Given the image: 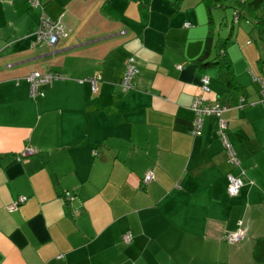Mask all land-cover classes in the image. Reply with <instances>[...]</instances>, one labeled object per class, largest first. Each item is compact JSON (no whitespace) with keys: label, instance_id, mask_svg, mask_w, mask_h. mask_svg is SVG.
Listing matches in <instances>:
<instances>
[{"label":"crops","instance_id":"0c3cea01","mask_svg":"<svg viewBox=\"0 0 264 264\" xmlns=\"http://www.w3.org/2000/svg\"><path fill=\"white\" fill-rule=\"evenodd\" d=\"M39 1L0 0V264H264L259 27L231 30L224 48L213 0ZM247 1L264 16V0ZM214 7L236 13L228 1ZM43 15H64L72 30L55 48L34 44ZM208 46L210 60H230L240 90L228 91L218 67L199 70ZM132 57L139 75L124 93ZM37 72L65 79L33 99L26 78ZM204 75V98L228 110L245 172L235 198L228 176L240 170L228 162L217 119L192 134ZM96 76L97 92L81 83ZM148 172L154 180L145 184ZM20 198L26 203L9 211ZM239 230L242 243L224 241Z\"/></svg>","mask_w":264,"mask_h":264},{"label":"built area","instance_id":"2783aa9c","mask_svg":"<svg viewBox=\"0 0 264 264\" xmlns=\"http://www.w3.org/2000/svg\"><path fill=\"white\" fill-rule=\"evenodd\" d=\"M32 8L39 7V0H28ZM64 15H61L57 19H51L47 15H43L39 24L32 34L35 38V46H39L42 44L49 45L55 48L61 40L67 39L70 36L72 30L63 22ZM234 22H239V16L235 13ZM186 27H190L189 24H186ZM139 75V68L137 61L134 57L130 58L126 63V68L124 72L123 81L121 84L122 91L124 93H128L134 90V81ZM65 78L58 73H33L26 78L27 83L30 86V95L31 98L36 99L38 97L44 96V91L47 88L53 86V84L57 81L64 80ZM102 81L101 76L92 77L81 81V83H90L92 86V90L97 92L98 85ZM201 94L196 96L193 100L191 110L195 115L194 120V128H193V136L197 137L201 135L204 121L206 118H216L218 121V131L217 135L219 137L220 142L223 145V148L227 154L228 162L233 169L240 170V174L238 176L230 174L228 176V194L231 198L238 197L241 189L244 187V182L242 180L245 177V172L241 169V162L236 156L235 150L229 140L228 136V122L224 119L225 113L228 111L221 105L213 106L208 101L205 100L204 95L209 94L210 90V79L207 76H202L201 78ZM262 95L264 99V84L262 83ZM245 100L241 101V104H244ZM33 150H27L23 155L25 157L33 154ZM154 180V175L151 172H148L145 176L144 183L149 184ZM250 185H254L253 182H249ZM64 200L66 203H70L74 200V196L67 192L64 194ZM27 201L26 198H20L19 202L11 206L9 211H16L20 205L25 204ZM245 240V232L239 230L235 233L227 234L224 238V241L229 245H239ZM124 241L126 243H130L132 241L131 235L124 236Z\"/></svg>","mask_w":264,"mask_h":264},{"label":"trees","instance_id":"16d2710c","mask_svg":"<svg viewBox=\"0 0 264 264\" xmlns=\"http://www.w3.org/2000/svg\"><path fill=\"white\" fill-rule=\"evenodd\" d=\"M225 1L231 2V7L234 8L237 15L239 16V22L243 20L249 25L255 24L257 27H259V36L260 39L264 42V18L258 16V8H256L252 4L250 5L249 1L247 0H218L217 2L221 7V4L225 3ZM209 24L212 26L211 13ZM212 35L213 31L211 29L208 36V42L211 40ZM230 41L231 36L225 41L224 48L229 44ZM210 53L211 51L208 46L202 56L196 62L199 70L206 71L211 67H218L220 69V79L226 84L228 91L240 90L234 79V70L232 67V63L227 58V56L225 54L222 55V53H218L215 59L210 60Z\"/></svg>","mask_w":264,"mask_h":264},{"label":"rangeland","instance_id":"374dc122","mask_svg":"<svg viewBox=\"0 0 264 264\" xmlns=\"http://www.w3.org/2000/svg\"><path fill=\"white\" fill-rule=\"evenodd\" d=\"M215 3H218V2L213 0L211 7H213V14H214V19L216 20L217 27H220V24H222V23H224V25H225V26H222V28H221L220 39H222L225 42V40L229 37L231 30H233L235 33V31H238L239 28H240V30H242L243 28H245V29L248 28L246 26L245 21H242L240 26H238L237 25L238 23H236V22L233 25V20L235 19V14H234L233 10L232 9H223V8L217 9L214 7ZM233 26H234V28L232 29ZM247 38L252 39L250 36L249 37L247 36ZM253 39H254V37H253Z\"/></svg>","mask_w":264,"mask_h":264}]
</instances>
